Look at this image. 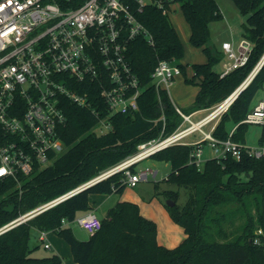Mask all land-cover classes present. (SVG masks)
<instances>
[{"label":"trees","instance_id":"trees-1","mask_svg":"<svg viewBox=\"0 0 264 264\" xmlns=\"http://www.w3.org/2000/svg\"><path fill=\"white\" fill-rule=\"evenodd\" d=\"M175 1L189 26L190 44L200 48L206 58L192 63V74L184 81L198 90L191 105L180 110L185 114L197 109L210 111L247 78L264 54V0H231L246 16L242 36L253 46L245 64L223 76L214 68L223 51L213 50L208 44L209 24L222 18L216 1ZM138 18L153 37V45L143 36L135 37L126 52L145 85L138 99L139 109L109 115L97 81H72L75 92L87 94L90 106L63 99L67 118L59 128L63 151L46 166L35 164L28 175L18 173L16 179H0V226L120 163L136 151L139 143L157 137L162 129L168 135L181 122L167 91H156L151 84V73L160 59L176 61L184 73L185 65L180 62L184 56L182 41L168 14L155 4L144 6ZM259 89H264V62L220 116L212 132L215 137L225 139L233 128L231 139L244 142L248 124L242 120ZM100 117H107L111 124L104 133L93 131ZM228 121L235 123L230 129L225 126ZM262 126L260 144H264ZM192 148L174 144L150 156L168 162L170 171L162 180L177 189L184 187L186 192L181 206L176 203L179 190L155 192V196L162 194L175 202L173 206L163 202V206L186 235L176 246L158 244L156 223L140 213L137 203L128 200H119L108 208L100 217V228L86 239L74 235L70 223L92 209L91 195L123 192L126 175L120 170L1 233L0 264L63 263L56 253L33 255L36 246L29 245L31 229L58 235L77 264H264V156L256 158L243 152L235 160L226 155L220 160L207 159L198 168L189 162ZM128 169L135 171L133 165ZM154 189H158V182ZM257 229L262 230L259 244L253 242Z\"/></svg>","mask_w":264,"mask_h":264},{"label":"built area","instance_id":"built-area-1","mask_svg":"<svg viewBox=\"0 0 264 264\" xmlns=\"http://www.w3.org/2000/svg\"><path fill=\"white\" fill-rule=\"evenodd\" d=\"M151 3L168 16L178 4L175 0H0V179L16 178L18 173L28 175L35 164L46 166L63 151L59 134L67 121L63 99L90 106L87 94L75 92L70 86L72 81H97L109 115L139 109L142 85L126 52L137 36L153 45L152 34L138 18L143 7ZM252 46L242 38L236 53L229 40L223 41L222 50L231 61L220 76L244 65ZM180 74L176 61L160 59L151 73V84L156 91L163 89L169 94L174 78ZM234 99L229 94L195 122L175 105L182 120L173 132L163 135L162 129L157 139L137 145V151L117 165L0 226V234L114 172L123 170L128 186H135L149 174L155 176L156 171L151 169L137 173L128 167L170 145L194 146L206 139L217 159L230 155L239 160L243 150L249 156L261 157L264 145L251 148L232 140L233 128L225 139L212 135L214 123ZM211 122L209 131H203L202 127ZM242 122L264 125V90ZM184 123L187 124L183 126ZM110 129L107 117H100L93 131L104 133ZM197 129L202 138L187 140ZM189 162L201 168L204 160L199 145L190 151ZM73 222L90 234L101 225L93 210L78 215ZM37 232L38 240L50 248L47 231ZM261 234L262 230L257 229L255 244L260 243Z\"/></svg>","mask_w":264,"mask_h":264},{"label":"rangeland","instance_id":"rangeland-1","mask_svg":"<svg viewBox=\"0 0 264 264\" xmlns=\"http://www.w3.org/2000/svg\"><path fill=\"white\" fill-rule=\"evenodd\" d=\"M215 1L218 5L219 9L222 12V18L220 20L213 21L209 24L210 37H209L208 44L210 45V47L213 50H221L222 51V49L220 48V44L222 43L221 41L223 39H228L231 42L232 47L235 50V52L238 53V45H239L240 40L243 38V36H242L243 31H244L243 25L246 21V16L242 15L237 10V8L235 7V5L232 3L231 0H215ZM174 6H176V4H174ZM169 18H170V21H171L173 27L175 28L176 32L180 36V39H181L183 47H184V56L180 60V62L185 65V73H187L189 71V69L191 68L192 63L204 60L205 55L200 48L194 47L190 44V42L188 40L189 26L184 19L182 10L179 7L178 8L176 7V9L174 11L172 10L169 13ZM230 61H231V59H228L227 56L225 54H223L221 59L219 60V62H217L214 65L215 70L222 72L225 69L226 64L229 63ZM179 76H182V77H179ZM179 76H176L175 82L173 81L174 83L170 86L169 93H170V97H171L172 101L174 102V104H176L177 106H179L181 108H186L185 100L189 97L191 91L193 92L194 89H193L192 85L184 83L183 73L180 74ZM140 83H141V81H140ZM141 85H142V90H141V93H142L143 90L145 89V85H143L142 83H141ZM263 90L264 89H259L256 92V94L254 95V98L251 102V105H254L257 103V101L262 96ZM141 93H140V95H141ZM140 95H139V97H140ZM139 97H138V99H139ZM189 105H191V104H189ZM208 111L209 110L206 109V110L202 111L199 115L194 116V117L192 116L191 119L196 120L199 116L206 114ZM212 123L213 122L208 124L209 128H208V126H206V127L203 126L202 130L205 132H208L210 129V125H212ZM186 124L187 123H184L183 126H185ZM216 124L214 123V127ZM234 124L235 123H233L232 121L226 122V124H225L226 129H230ZM262 127L263 126L261 124H248V126L244 132V142H241V143L243 145H245L247 147H251V148H256V147L264 145V144H260L258 142V138L261 134ZM160 134H161V132H160ZM162 134L165 135L164 133H162ZM192 134H195V137H198V139L199 138L201 139L203 136L202 133L198 129L195 130ZM159 135L155 138L157 139L159 137ZM188 138L189 137H187V140H189ZM152 139H154V138H152ZM198 139H196V140H198ZM196 140H192V141H196ZM147 141H149V140H147ZM147 141H144V142H147ZM238 142H240V141H238ZM141 143H143V142H141ZM141 143H139V144H141ZM198 145L201 148L202 158L204 161H206L207 159H211V158L217 159L214 156V150L208 144V140H206V139L201 140L200 144H196V145L194 144L193 148L198 146ZM136 151H137V149H136ZM243 152H245V150H243L241 152V154ZM210 154H211L210 157L204 159V156H207ZM151 155L142 159L141 161L133 163L132 165L135 168L134 172L139 173L143 170L151 169L153 171H156V175L152 176V174H149L147 179L139 180L135 186H128L127 185L121 194L112 193V194L106 195L105 199H103L100 204H97V207L95 208V213L99 217H102L105 213V210L110 208L111 206H113L119 200H123L124 198L131 199V200H137L140 213L143 216H147L148 218H151L156 223L157 236L161 239V241L164 242V240H166L167 242H174L178 239V237L181 235V233H177L175 231V230H179V229H177V227L174 225V222L170 219L168 213L166 212V210L163 206V202H165L166 198L163 197L162 194L155 196V192H161L164 189H166V190L167 189L168 190H179V198L176 202L178 206H181L184 203V201L186 199V194H185L186 192H185L184 187H180L179 189H177V187L175 185L162 180L169 173L170 164L168 162H165V161L154 160V159L150 158ZM263 156L264 155H262L261 157H263ZM221 158H223V157H221ZM217 160H220V158ZM202 165L203 164H201V167H202ZM130 172H132V171H130ZM155 182H158V189L157 190L154 189ZM52 199H50V200H52ZM50 200H48V201H50ZM48 201H46V202H48ZM40 205L41 204L37 205L36 207H38ZM36 207H34V208H36ZM33 209H31V210H33ZM31 210H29L27 212H30ZM27 212H25L24 214H26ZM24 214H22V215H24ZM22 215H20V216H22ZM20 216H18V217H20ZM70 226L72 227L74 235L78 239L84 240L90 234L84 228L78 226L75 222H71ZM48 233L49 232L47 231V235H48ZM49 236H50V239H49ZM47 237H48V241L52 245L50 248H45L43 246V244L38 240L37 230L31 229L30 238H29V245L34 246V247L36 246V248L33 250L34 256H40L41 257V256H48V255H51L53 253H56V251L54 250L55 246H53V244H52L51 237L54 239H57L65 248L68 249V245L55 233L50 232V235H48ZM165 244H170V243H165ZM65 260H66V258H63L64 262H65Z\"/></svg>","mask_w":264,"mask_h":264},{"label":"crops","instance_id":"crops-1","mask_svg":"<svg viewBox=\"0 0 264 264\" xmlns=\"http://www.w3.org/2000/svg\"><path fill=\"white\" fill-rule=\"evenodd\" d=\"M177 8L179 7V5L177 4V6H176ZM180 37V36H179ZM225 40H228V39H223L221 42H223V41H225ZM220 48L222 49V47H221V44H220ZM223 51V50H222ZM223 54H224V52H223ZM206 59V58H205ZM205 59L204 60H201V61H198V62H203V61H205ZM228 64V63H227ZM226 64V65H227ZM225 66V65H224ZM221 73V72H220ZM182 74V73H181ZM191 74H192V69L190 68L189 69V71L187 72V73H185V71H184V73H183V75H184V78H183V80L185 79V77H190L191 76ZM179 76V75H178ZM179 77H182V76H179ZM176 78V77H175ZM175 78H174V82H175ZM174 82H172V84L174 83ZM184 83L185 84H189V83H186L185 81H184ZM190 85H192V87H193V92L191 91V93H190V95H189V97L185 100V102H186V108H187V106H189V104H191L192 102H193V100H194V97H195V94H196V92H197V90H198V87L196 86V85H193V84H191L190 83ZM170 94V93H169ZM170 96V95H169ZM171 98V97H170ZM172 100V99H171ZM173 102V101H172ZM174 103V102H173ZM174 105H176V104H174ZM177 106V105H176ZM177 107H179V106H177ZM180 109H181V107H179ZM204 110H206V109H197V110H194V111H191L190 113H188V114H190L191 116V118H192V116L194 117V116H197V115H199L202 111H204ZM208 113V112H207ZM206 113V114H207ZM206 114H204V115H206ZM204 115H202V116H199L196 120H192L191 118V120L193 121V122H195V121H197V120H199L201 117H203ZM206 126H208V128H209V125H206ZM206 126H204V127H206ZM189 140H196V139H198V137H195V134H192L191 136H189V138H188ZM211 156V154L210 155H207V156H204V159H206V158H208V157H210ZM91 198H90V204H91V206H92V209L91 210H93V211H95V208L97 207V204H100L101 203V201L103 200V199H105V197H106V195H102V194H93V195H91L90 196ZM123 200H128V201H133V202H135V203H137L138 204V201L137 200H131V199H127V198H124ZM107 210V209H106ZM106 210H105V212H106ZM167 212V211H166ZM145 217H147V216H145ZM148 218V217H147ZM149 219H151V218H149ZM171 219V218H170ZM174 225L177 227V229H179V230H175L177 233H181V235L178 237V239L176 240V241H174V242H167L166 240H164V242L165 243H170V244H165L163 241H161V239L157 236V243L158 244H160V245H163V246H166V247H168V248H171V247H174V246H176L186 235H185V233H184V230H183V228L182 227H180L179 225H177L176 223H174ZM180 231V232H179ZM48 235H50V232L48 233ZM49 239H50V236H49ZM51 240H52V244H53V246H55L54 247V250L56 251V254H58L61 258H62V261H63V258H66V260H65V262L63 261V263L64 264H77V263H75V262H73V260H72V257H71V253H70V249H69V246H68V249L67 248H65L57 239H54V238H52L51 237ZM51 245V244H50ZM52 246V245H51Z\"/></svg>","mask_w":264,"mask_h":264},{"label":"water","instance_id":"water-1","mask_svg":"<svg viewBox=\"0 0 264 264\" xmlns=\"http://www.w3.org/2000/svg\"><path fill=\"white\" fill-rule=\"evenodd\" d=\"M263 62H264V54L262 55L261 59L256 64V66L254 67V69L251 71V73L247 76V78L231 93L234 96V98H236V96L239 94V92L248 84V82L252 79V77L258 71L260 66L263 64ZM165 203L168 206L175 205V202L173 200H171V199H166Z\"/></svg>","mask_w":264,"mask_h":264}]
</instances>
